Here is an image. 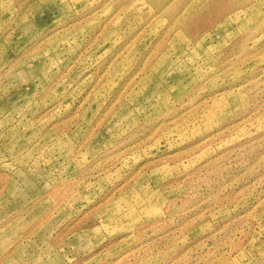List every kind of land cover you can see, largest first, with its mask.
<instances>
[{
  "label": "rangeland",
  "instance_id": "rangeland-1",
  "mask_svg": "<svg viewBox=\"0 0 264 264\" xmlns=\"http://www.w3.org/2000/svg\"><path fill=\"white\" fill-rule=\"evenodd\" d=\"M0 264H264V0H0Z\"/></svg>",
  "mask_w": 264,
  "mask_h": 264
}]
</instances>
